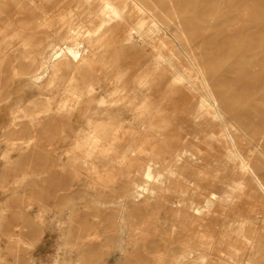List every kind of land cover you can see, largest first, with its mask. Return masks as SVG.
<instances>
[{
  "label": "rangeland",
  "instance_id": "rangeland-1",
  "mask_svg": "<svg viewBox=\"0 0 264 264\" xmlns=\"http://www.w3.org/2000/svg\"><path fill=\"white\" fill-rule=\"evenodd\" d=\"M125 1L126 22L112 23L90 44L87 66L63 65L34 85L29 76L52 44L70 25L97 15L82 9L80 0H0V264H171L188 259L183 249L210 255L214 264L259 255L242 238L225 235L238 220L246 238L264 243V0ZM45 15L48 26L39 27L35 19ZM130 29L132 39L125 41ZM154 49L198 90L172 86L177 73L162 63L137 95L138 110L94 103L114 85H129L151 70ZM64 99L75 108L68 120L47 116L45 107ZM206 100L220 118L206 114ZM90 109L110 119L109 145L85 143L92 136L83 121ZM225 146L238 152L250 174ZM175 147H189L198 160L156 155ZM80 157L89 161L86 170ZM148 164L166 181L150 186L164 188L155 196L166 202L143 205L151 216L149 208L130 202L122 211L123 205L108 209L100 202L122 197L123 181ZM173 165H186L182 178L164 171ZM235 183L233 199L222 200ZM209 203L215 217L169 236L179 208ZM137 222L148 235L139 245ZM187 234L191 243L183 248ZM18 239L27 246L16 245ZM227 241L241 253L224 247Z\"/></svg>",
  "mask_w": 264,
  "mask_h": 264
},
{
  "label": "bare ground",
  "instance_id": "bare-ground-1",
  "mask_svg": "<svg viewBox=\"0 0 264 264\" xmlns=\"http://www.w3.org/2000/svg\"><path fill=\"white\" fill-rule=\"evenodd\" d=\"M123 3H114L112 0H80L82 9H86L90 7L92 11L97 15L96 20H91L80 24H74L68 25L69 27V33L58 43L52 44L49 51L41 57V61L38 68H36L31 75L29 76V81H31L34 85H39L40 81L43 78H47L49 76H52V74H55L56 72H59L61 70V66H74L76 64V67L80 69L81 66H87L84 56H87L90 44L92 42H96L101 38V34L104 31L106 27L111 25L112 23H125L126 18L124 15L126 4H124L126 1L122 0ZM97 4L92 8V4ZM93 4V5H94ZM73 18V16H72ZM39 27H46L48 26V17L45 15L44 17H38L35 19ZM72 20H70L71 22ZM134 29H130L128 33L126 34L125 41H130L132 39V33ZM135 32H137L135 30ZM22 43V41H20ZM24 44V43H22ZM13 52V51H10ZM9 52V53H10ZM151 65L152 68L150 71L146 69L142 70L141 73H139L132 83L129 85H120L116 84L108 91H105L102 96L97 100H95L94 103H96L99 106L102 107H115V108H130L134 110H138L139 103L137 102V95L139 92L144 90V88L149 84V74L153 75L158 67L162 63L166 64L167 67L170 70L176 71L177 78H174L171 80L170 84L172 86H177L180 84H184L186 89L189 91L191 90H198L196 88V82L190 81L184 73H180L177 71V69L173 66L172 63H170L167 58L161 53L160 50H153V55L151 56ZM148 72V73H147ZM197 78H195L196 80ZM66 93L69 94L72 93V97L75 95L73 92L68 91V88H66ZM92 89V88H91ZM71 95V94H70ZM66 99V96H65ZM59 101L56 103V105H53L52 109L51 106L48 105L45 107L44 112L47 114V116L56 115V117L64 120H68V117L70 114L75 112L74 105L72 102H68L66 100ZM207 105L210 107V111L208 110L206 112L207 115H210L213 118H220L218 110L216 109L214 102L206 100ZM139 106V107H138ZM158 107H155V110H157ZM15 112V111H14ZM84 125L90 130L91 132V139L89 141H85V143H88L89 147H93L96 143H99L100 145H109L110 143H105L111 136V127H110V119L109 118H103L98 117V112L96 110L90 109L87 113L84 114ZM32 123L38 122L36 119L30 120ZM158 124V122H155V126ZM228 137V136H226ZM112 138V137H111ZM229 143H233L230 139L228 140ZM85 145V144H84ZM83 145V146H84ZM227 152L233 153L234 157L239 162V169L241 172L250 174V169L245 160L238 154V152L235 151V149L229 150L227 146L224 147ZM123 155L125 152H121ZM168 155V157L175 160V162H178L181 160L183 156H187L189 158L188 160H194L197 161L198 158L196 155L191 151L189 147H175L174 149H161L156 154L157 156H165ZM124 157V156H123ZM80 165H82V169L86 170V168L89 165V161H86L84 158L80 157L77 159ZM109 164V161L107 160V163ZM159 167V166H158ZM186 165H183L181 167H177L176 165L165 167L164 171L168 173L170 177H179L182 178V172L185 170ZM154 164H148L146 165L142 171H138L134 178H132L129 181L122 183V188L124 189V194L122 197L118 198H112V199H104L103 201H100L104 203V205L107 206L108 209H112L115 205H123L121 207H118L120 211L125 210V205H127L128 202L132 204L133 206L141 209V210H149L150 208L147 206L146 208L143 207V205H149L150 201H154V203L157 204H166V202L162 199L156 198V194L163 191L161 188L162 186H165V178L161 176V174H158V172H155L153 170ZM123 174H127L125 171H123ZM122 174V175H123ZM255 180V178H253ZM108 182H111L110 180ZM107 181H105V184ZM190 187L197 188V185L193 182H187ZM152 184H156L161 186L160 188H151L150 186ZM128 186L130 187L128 189ZM239 183L231 184L226 186V190L222 193L220 198L225 201H231L234 197V194L236 193L238 189ZM104 188L110 189L107 185H105ZM116 190V188L112 189V193ZM194 194V192H193ZM101 196H106L107 194L100 193ZM111 195V194H110ZM212 198H216L215 196H212ZM101 203V204H102ZM184 202L183 200L178 201L177 205H182ZM129 205V204H128ZM149 208V209H148ZM181 208H179L176 211L177 215V221L169 227V236L176 234L179 232V234L182 230H187L188 233L190 231V226L194 224L196 221L200 222H208L213 217H215V213L210 208V203L206 204L205 207L201 206H190L184 211H180ZM153 213V210H149V216H151ZM233 229L226 231V239H230L233 237L235 240L242 238L244 242L246 243V246L248 249L251 250H257L259 255L256 258L248 259L245 263L241 262L239 260L234 261L232 263L234 264H263L264 263V243H261L260 240H254L251 238H246V225L243 222H240L238 220L233 221L232 223ZM133 227V226H132ZM141 225L140 222H137L134 226V230H136L137 235L141 234V239H136V244H142L145 243L146 235L143 231H140ZM121 231L125 229L124 225H121L119 228ZM178 234V236H179ZM198 234V233H196ZM201 239H207V236L204 234H199ZM137 238V236H135ZM184 238V243L182 244L183 248H187L190 246V241L188 234L185 236H182ZM230 241V240H229ZM150 242V240H149ZM15 244L21 245V246H27V244L21 239H18L15 241ZM152 244V245H151ZM149 244V247L151 249V252H154V243ZM199 245H203L204 249H208L209 251L212 250V245H207L204 243V241L198 242ZM224 247H228L232 252L236 254L241 253V249L235 245H231L228 241L227 244L224 245ZM183 252L185 255L188 256V259H185L184 257H181L180 260H175L171 262V264H214L213 260L211 259L210 255H207L205 253H193L192 251L183 249ZM233 261V260H232Z\"/></svg>",
  "mask_w": 264,
  "mask_h": 264
}]
</instances>
